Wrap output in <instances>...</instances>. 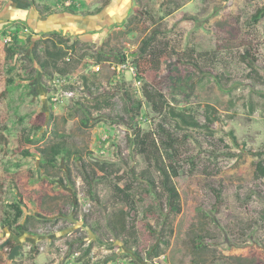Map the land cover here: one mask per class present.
I'll return each instance as SVG.
<instances>
[{"label": "rangeland", "instance_id": "rangeland-1", "mask_svg": "<svg viewBox=\"0 0 264 264\" xmlns=\"http://www.w3.org/2000/svg\"><path fill=\"white\" fill-rule=\"evenodd\" d=\"M103 2L0 0V117L5 119L0 147L7 151L5 155L0 152V197L11 201L9 187L15 185L30 222V231L18 234L0 224V264H152L145 259L146 250L163 236L170 240L162 253L166 260L177 248L181 264H264V227L258 219L263 203L255 196L264 197V155L255 153L264 146V95L250 93L244 85L227 95L211 81L190 100L182 101L207 127L177 130L171 121L153 113L142 96L144 83L168 96L171 71L163 62L156 68L135 53L156 23L161 31L159 40L168 42L170 48L161 60H171L174 49L180 59L189 57L197 62L198 66L180 65L182 74L190 71L197 80L218 74L226 85L237 79H254L264 85V17L251 22V15L264 6V0H110L105 6ZM100 7L94 14H82ZM9 26H20L23 40L27 35L37 39L53 32L70 42L77 38L94 50L121 48L131 63L137 61L133 63L137 76L126 73L117 77L105 68L100 78L104 91L87 92L84 100L56 105L50 97L57 75L45 73L51 71L46 60L42 66L31 64L30 70L24 71V65L30 63L20 53L14 61L15 70L8 73L10 63L4 51L8 37L3 31ZM246 49L255 58L251 67L240 57ZM10 76L15 83L2 97ZM121 83L133 98L143 102L136 117L138 126L148 131L156 121H163L181 138L186 150L174 179L181 212L168 215L164 200L155 212L149 208L152 198L139 193L138 213L129 215V231L112 239L97 200L110 207L126 201L128 192H113L106 198L103 183L85 181L84 177L93 167L100 175L113 169L115 173L109 176L113 183L135 185L134 171L143 168L129 139L132 128L126 120L131 101L117 89ZM105 98L112 105L96 108L95 101ZM31 126L38 128L29 143L21 136ZM230 130L245 143L246 150L234 146ZM57 132L70 134L76 143L79 157L76 154L68 163L69 172L64 163L47 169L40 161L39 150L51 143ZM27 149L30 155L25 156ZM187 157L194 160V167ZM159 177L155 172L158 190ZM218 190L221 202L216 200ZM89 222L96 223V231ZM165 226L172 233L168 229L163 232ZM197 233L202 235V244L194 250L191 240ZM12 244L19 245V252L9 259ZM29 255L34 257L28 259Z\"/></svg>", "mask_w": 264, "mask_h": 264}, {"label": "trees", "instance_id": "trees-1", "mask_svg": "<svg viewBox=\"0 0 264 264\" xmlns=\"http://www.w3.org/2000/svg\"><path fill=\"white\" fill-rule=\"evenodd\" d=\"M109 2L110 0H104L103 6L107 5ZM100 9L101 7L94 12L87 11L82 14H94ZM263 17L264 6L257 8L251 15V22L257 23V21ZM21 31L22 28L20 26H9L3 31V35L8 37V41L4 43L5 60L10 63L7 69L8 73L15 70L14 61L17 56L22 53L24 58L30 63L29 65H24V71L30 70L31 64L42 66V61L46 60L51 68L50 73L49 71H45L46 74H50L51 77L54 75L75 76L77 79H80L83 88L90 94H95L94 91H98V87L101 86L102 83L100 78H103V71L105 68H108V62H121L127 58L126 52L121 48L114 50L112 47L107 46L94 50L89 45L82 44L77 38L70 42L68 37L53 32L47 34L46 37L40 36L37 39H33L31 35H27L23 40L20 36ZM160 33L159 25L156 23L152 24L150 33L140 40L135 49V53L139 58H146L156 68L163 62L168 70L171 71L167 79L169 85L168 96L147 83H144L142 86V96L143 100L149 104L152 112L156 115H162L164 118L171 121L175 129L184 131L187 129L207 127V125L201 124L197 120L190 108L182 105V101L190 100L196 95L198 89H202L211 81L216 84L220 92L227 95H233L236 89L243 85L250 93L264 95V85L258 84L254 79H237L233 80L229 85H226L221 81L222 78L218 74L211 75V77H199L198 80L193 77L190 71H185V73L182 74L179 68L180 65L192 64L193 66H198L197 62L189 57L186 60L180 59L178 53L174 49L171 50V60H161V58L166 56L167 49L170 48L168 42L163 43L159 40ZM27 50H29L30 53L28 55L24 52ZM240 57L242 61L248 63L249 67L255 64V58L247 49ZM89 60L92 61L89 62ZM135 62L137 61H133V63ZM94 64H99L101 66L100 71L93 72L90 69ZM6 81L7 87L2 93V97L5 96L4 94L8 91L10 85L15 83L12 76L7 77ZM65 87L70 88L72 85L65 84L64 88ZM117 89L123 91L125 98L131 101L130 107L128 108L129 118L126 120V123L131 125L132 137L129 139H132L133 151L135 154L139 155L137 156L138 162L143 168L134 171L135 185L126 184L125 186H120L113 183L109 177L115 173L113 169H109L108 174L100 175L93 167L91 172L87 173L84 177L85 181H91L95 184L103 183L106 191V198L113 192L119 194L123 193L125 190L128 192V199L126 201L110 207L101 205L102 203L97 200L100 205V213L103 218L104 227L107 229L112 239H119L123 234L129 231L128 228H126L128 227V219L131 218L129 215L131 214L134 217L137 216L138 213L137 202L139 199L137 197L139 193L147 194L152 198L153 202L149 205V208L155 212L160 211L159 203L163 202V200L168 215L173 216L181 212L180 193L175 185L174 179L178 177L177 168L182 159V154L186 150V145H183L181 138L169 129L163 121H156L154 127L148 131L142 130L136 121V117L141 113V108L143 106L142 100L133 98L132 94L125 89L124 83L117 86ZM95 102L96 108H101L103 106L110 107L112 105L107 98ZM84 105L89 110L88 105L85 103ZM70 116H72V114H70ZM4 124L5 119L0 117V130L5 129ZM36 128L38 127L31 126L21 137L25 138L29 143L32 142L31 136ZM228 135L234 146L246 150L245 143L243 141H238L232 130L229 131ZM71 137L72 136L68 133L57 132L52 142L39 150L40 161L43 167L53 169L60 163H64V165H66L65 168H67L68 163L71 162L76 154L77 157H79L75 149L76 143ZM0 148V152L5 155L7 151L3 147ZM255 153L259 156L264 155V146L262 151H257ZM23 154L28 156L30 155V151L27 149L23 151ZM226 154L229 156L233 155V153L230 152H226ZM0 158H3V156ZM215 159L216 158H213V160ZM185 160L189 162L191 167L195 166L194 160L191 157H187ZM82 166L85 167L84 163H82ZM67 170L69 172V168H67ZM155 172L160 174L158 181L160 190H158L157 187ZM2 183L3 176L0 175V184ZM9 189L12 191L13 196L11 201L5 202L2 197H0V224L2 226L11 227L15 234H18L20 231L28 232L30 231V222L27 217H25L24 203L17 195V188L15 185H11ZM255 196L263 203L262 208L259 210L258 219L261 226L264 227V197L257 194ZM216 197V200L220 202L223 201L220 190L216 191ZM67 219L69 220V218ZM44 221L45 220H43V222ZM95 224V222H89V226L93 231H96L94 227ZM167 229L168 228L165 226L162 230L166 232L165 230ZM134 230L135 229L132 228V231ZM168 230L172 233V229ZM162 238L163 239H159L146 250L145 259H147L149 263L156 264L154 257H158L162 253H165L166 247H169V238H165V236ZM201 239L202 235L200 233L194 235V238L191 240L194 250L200 248L202 244L200 241ZM78 241V244H82V240ZM14 246L13 244L11 245L12 248ZM32 250L35 255L37 250L35 248ZM178 250L179 249L174 248L168 253L167 258L171 264H181L177 258ZM33 257V255H29L28 259ZM107 263L108 261L104 262V264ZM190 264L194 263L190 262Z\"/></svg>", "mask_w": 264, "mask_h": 264}, {"label": "built area", "instance_id": "built-area-1", "mask_svg": "<svg viewBox=\"0 0 264 264\" xmlns=\"http://www.w3.org/2000/svg\"><path fill=\"white\" fill-rule=\"evenodd\" d=\"M108 69L116 74L117 77L122 75H126V73L131 74L133 77L137 76L138 69L137 67L130 62L129 58L127 57L125 60L121 62H108L107 63ZM101 66L99 64H94L91 66V70L93 72L100 71ZM68 79H73L72 81H68ZM65 84L72 85L70 88H64ZM134 85L137 86L138 82L135 80ZM105 83L98 87L99 91H104ZM52 93L50 100L54 104H62L66 103L69 100H81L87 97V91L83 88V85L80 79H77L75 76H61L57 75L54 79V84L52 88ZM138 92V91H136ZM164 254L159 255L158 257H154V261L156 264H170L166 258H164Z\"/></svg>", "mask_w": 264, "mask_h": 264}, {"label": "water", "instance_id": "water-1", "mask_svg": "<svg viewBox=\"0 0 264 264\" xmlns=\"http://www.w3.org/2000/svg\"><path fill=\"white\" fill-rule=\"evenodd\" d=\"M69 219L71 220V217H70V216H69ZM18 252H19V245L16 244V245L12 248L11 252L8 254V255H9L8 258H9V259H12L15 255L18 254Z\"/></svg>", "mask_w": 264, "mask_h": 264}]
</instances>
